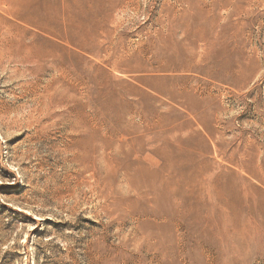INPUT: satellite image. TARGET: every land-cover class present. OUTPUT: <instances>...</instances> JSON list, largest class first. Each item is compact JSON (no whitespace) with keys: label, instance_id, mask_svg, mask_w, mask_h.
<instances>
[{"label":"rangeland","instance_id":"374dc122","mask_svg":"<svg viewBox=\"0 0 264 264\" xmlns=\"http://www.w3.org/2000/svg\"><path fill=\"white\" fill-rule=\"evenodd\" d=\"M22 1L0 0V264H264L233 255L213 225L242 213L263 230L264 191L240 189L234 159L185 155L151 125L198 129L175 101L205 85L225 153L264 171V0ZM169 59L190 67L163 71Z\"/></svg>","mask_w":264,"mask_h":264},{"label":"crops","instance_id":"0c3cea01","mask_svg":"<svg viewBox=\"0 0 264 264\" xmlns=\"http://www.w3.org/2000/svg\"><path fill=\"white\" fill-rule=\"evenodd\" d=\"M206 26L208 27L207 28L208 33H206V36H201L204 40H208V35H210L211 33L210 30L213 29L214 26L216 25L207 24ZM188 37H191L192 39H194L193 40L194 42L191 45L195 44L196 38H198V37H192V36H188ZM190 50L192 51L193 49L190 48ZM226 50L229 51V47L220 46L217 52L221 54H225V52L227 53ZM203 52L204 51H202V53ZM158 53L159 52H157L156 54ZM161 66H162L163 71H165V69H189L190 67L189 64L180 63L179 61L175 59L166 60L165 62H163ZM203 75H205V73H203ZM248 78H249V71H246L245 68L243 69L240 68L238 71V74L235 77H233L234 79L233 82H236V79H237L240 84H243L244 82L247 81ZM191 87L187 89V91L185 92L186 94H191V93L196 92L195 96L184 97V95H181L178 98L180 102L175 101V103L177 106L179 105L181 109L186 108V110L189 113H191V115H193L192 112L199 114L198 117L196 118L192 117L190 119H192V121L194 122L195 125H197L200 131L198 129H195L192 126V123L187 119H183V121L180 124H173L174 120H176L175 118H173V120L170 122L169 121L165 122L162 119H159V120H156L155 123H152V124L150 123V124L154 125V127L156 128L158 127L157 129L161 131L165 136L167 135L165 137V140L167 141V143H170L173 146V147L171 146L172 148L180 150V151H184L185 155H189L188 152L192 151L193 152L192 156L194 157L215 158L217 156V158H220V157L226 156L231 159H233L234 157V162H232L231 164L234 168L232 167V170H230L231 171L230 173L236 177V180L239 181V183L243 184V186L240 189L244 190L245 188H247L245 190L251 191L253 189V191H260V190L264 191V171H257L256 169H253V167L250 165V162L248 163L247 161H245L244 156L239 154L238 150H235L236 152L232 151L229 154L225 153L226 151L223 149V147H224V142L227 140V138H224L225 132L222 131L223 126L221 124L219 125L217 124L216 126V122H215L216 113H213L212 110H209V104L210 103L214 104L215 99L212 98V96L210 95V92H208V88L205 85L203 86V89L200 87V85H197V87L195 86L198 90H196V88L191 89ZM181 118L182 117H180V119ZM212 122L214 124H212ZM188 123L191 126L188 125ZM133 127H136V126H133ZM227 132L230 133L229 138L232 137L233 139H235L236 137L238 138V137L244 136V131L241 128H239L237 131H235L234 129H231ZM191 138H194L195 139L194 141H197L200 145L198 147L195 144L190 145L189 142ZM236 160L238 163L236 162ZM245 167H246V170H245ZM250 171L252 173V176H250L251 175ZM254 174L255 175L257 174V175L255 176ZM251 177L253 178L257 177V178H254L255 180H253ZM256 179H259V180H256ZM245 182H248V183L246 184ZM245 184L248 185V187Z\"/></svg>","mask_w":264,"mask_h":264},{"label":"bare ground","instance_id":"6f19581e","mask_svg":"<svg viewBox=\"0 0 264 264\" xmlns=\"http://www.w3.org/2000/svg\"><path fill=\"white\" fill-rule=\"evenodd\" d=\"M7 1V0H6ZM22 1V0H21ZM26 1V0H25ZM31 1H34V0H31ZM4 2V1H3ZM13 2H14V0H13ZM20 2V1H19ZM19 2H16V3H19ZM26 2H28V1H26ZM15 3V4H16ZM21 3V2H20ZM24 2L22 1V5H24L23 4ZM33 3V2H32ZM64 3V2H63ZM80 3V2H79ZM79 3H77V4H79ZM28 4H29V2H28ZM37 4V3H36ZM74 4H76V0L75 1H73V5ZM77 4H76V6H77ZM14 5V4H13ZM17 5V4H16ZM22 5H20V6H22ZM27 5V4H26ZM3 6V5H2ZM18 6H19V4H18ZM29 6V5H28ZM66 6V5H65ZM64 6V7H65ZM4 7V6H3ZM23 7V6H22ZM6 8V7H5ZM17 8V7H16ZM48 7H46V9H47ZM18 9H21V8H18ZM45 9V10H46ZM3 10V9H2ZM23 10V9H22ZM48 10V9H47ZM8 11V10H7ZM10 11H11V9L9 10V15L10 16H13V15H11L10 14ZM35 11V10H34ZM43 11V10H42ZM36 12V11H35ZM6 13V12H5ZM4 13V14H5ZM38 13V12H37ZM36 13V14H37ZM41 14V13H40ZM45 14V13H44ZM1 15V14H0ZM8 15V17L11 19V17ZM6 16V15H5ZM41 16V15H40ZM46 16V15H45ZM52 16V15H51ZM2 17H4V16H2ZM15 17V16H14ZM13 17V18H14ZM24 17V16H23ZM28 17V16H27ZM42 17V16H41ZM40 17V18H41ZM16 18V17H15ZM51 18H53V17H51ZM10 19H8V20H10ZM27 19V18H26ZM46 19V18H45ZM5 20V19H4ZM13 20V19H12ZM37 20V19H36ZM41 20V19H40ZM39 20V21H40ZM32 21V20H31ZM38 21V22H39ZM42 21V20H41ZM45 21V20H44ZM14 22V21H13ZM1 23V22H0ZM5 23H6V21H5ZM8 23V22H7ZM12 23V22H11ZM17 23V22H16ZM20 23V22H19ZM40 23V22H39ZM2 24V23H1ZM24 24H26V23H24ZM42 24V23H41ZM44 24V23H43ZM30 25H31V23H30ZM34 25V24H33ZM32 25V26H33ZM37 25H39V24H37ZM41 26V25H40ZM1 27V26H0ZM39 27V26H38ZM15 28V27H14ZM18 28V27H17ZM43 28V27H42ZM12 29V28H11ZM35 29H37V28H35ZM39 29V28H38ZM46 29V28H45ZM5 29L3 28V30H2V32L4 31ZM42 30V29H41ZM39 31V30H38ZM15 32H16V30H15ZM23 33V32H22ZM35 33V32H34ZM40 33V32H39ZM12 34V33H11ZM3 36V35H2ZM21 37V36H20ZM19 37V38H20ZM3 38H4V36H3ZM15 38L16 37H14L13 39H14V43L17 41H15ZM33 38V37H32ZM2 39V38H1ZM0 39V40H1ZM5 40H7V39H5ZM32 40V39H31ZM24 41H25V39H24ZM2 42V41H1ZM0 42V43H1ZM35 42V41H34ZM25 43V42H24ZM30 44V43H29ZM15 45V44H14ZM20 45V44H19ZM18 45V46H19ZM21 45H23V44H21ZM2 46V45H1ZM8 46V45H7ZM16 46V45H15ZM39 46V45H38ZM41 46V45H40ZM221 46V45H220ZM223 46V45H222ZM2 47H5L4 45L2 46ZM2 47H0V48H2ZM26 47V46H25ZM10 48H11V46H10ZM23 48V47H22ZM41 48V47H40ZM43 48V47H42ZM8 49V48H7ZM14 49V48H13ZM18 49V48H17ZM25 49V48H24ZM39 49V48H38ZM43 50V49H42ZM21 51V50H20ZM44 51V50H43ZM227 51V50H226ZM13 52V51H12ZM17 52V51H16ZM42 52V51H41ZM2 53V52H1ZM21 52H19V54H20ZM37 53V52H36ZM226 53V52H225ZM15 54V53H14ZM14 54H12V55H14ZM24 54H25V52H24ZM28 55H29V53H27ZM37 54H39V56H40V52L39 53H37ZM46 54V53H45ZM2 55H3V53H2ZM11 55V56H12ZM16 55H18V54H16ZM47 55V54H46ZM45 55V56H46ZM6 55H4V57H5ZM22 56V55H21ZM36 56V55H35ZM42 56V55H41ZM50 56V55H49ZM1 57V56H0ZM17 57V56H16ZM19 57V56H18ZM24 57V56H23ZM22 57V58H23ZM26 57V56H25ZM24 57V58H25ZM3 58V57H2ZM6 58V57H5ZM40 58V57H39ZM39 58H38V60H39ZM4 59V58H3ZM14 59V58H13ZM32 59V58H31ZM35 59H37L36 57H35ZM34 59V60H35ZM19 61H20V59H18ZM18 60H15V61H18ZM28 60H30V59H28ZM3 61V60H2ZM1 61V62H2ZM7 61V60H6ZM45 61V60H44ZM20 62H23V60H21ZM25 62H26V60H25ZM24 62V63H25ZM29 62V61H28ZM34 63H36V62H34ZM17 64H18V62H17ZM25 65H26V63H25ZM29 65V64H28ZM27 65V66H28ZM33 65V64H32ZM31 64H30V66H32ZM38 65H39V63H38ZM24 66V65H23ZM29 69V68H28ZM42 69H44V67L42 68ZM41 69V70H42ZM25 70H26V67H25ZM31 71H33L32 69H31ZM35 71V70H34ZM28 72H30V71H28ZM39 73V72H38ZM34 76V75H33ZM31 77H32V75H31ZM33 93V92H32ZM56 102V101H55ZM193 113V112H192ZM199 115V114H198ZM196 118V117H195ZM203 118V117H202ZM184 125H186V124H184ZM188 125H190L189 123H188ZM191 126V125H190ZM185 127V126H184ZM190 131H192V130H190ZM167 136V135H166ZM165 136V137H166ZM168 138H169V136H168ZM83 139V138H82ZM80 140V139H79ZM89 140V139H88ZM87 140V141H88ZM92 141V140H91ZM170 141V140H169ZM174 141V140H173ZM88 142H90V141H88ZM94 142V141H93ZM76 144L78 143V142H75ZM80 143V142H79ZM78 143V144H79ZM98 143V142H97ZM74 145V144H73ZM83 146V144H81L80 143V145H79V147L80 146ZM87 146V145H86ZM90 146V145H89ZM88 146V148H90ZM164 146H166L167 148L166 149H168V146L167 145H164ZM172 146V145H171ZM170 146V147H171ZM78 147V148H79ZM95 146H93L92 148H94ZM173 147V146H172ZM171 147V148H172ZM87 148V147H86ZM97 148V147H96ZM91 149V148H90ZM161 149V148H160ZM79 150H81L80 148H79ZM95 150H97V149H95L94 148V151ZM173 150V149H172ZM92 151V150H91ZM163 151H165V148H164V150ZM167 151H169V150H166L165 152H167ZM159 152V154H160V150L158 151ZM165 152L163 153V155L165 154ZM88 153V152H87ZM91 153V152H90ZM156 153V152H155ZM162 153V152H161ZM171 153V152H170ZM83 154H85V153H83ZM158 154V156H162L161 158H163V155H159ZM169 154V152L168 153H166V155H168ZM172 154V153H171ZM174 154V153H173ZM172 154V155H173ZM178 154V153H177ZM177 154L175 155V157L177 156ZM66 156V155H65ZM165 156V155H164ZM216 156V155H215ZM253 156V155H252ZM94 157V156H93ZM167 157V156H166ZM168 157H170V155L168 156ZM175 157H173V160L172 161H174V158ZM178 157V156H177ZM182 157V156H181ZM217 157V156H216ZM183 158V157H182ZM187 158L188 157H186V159H184V160H187ZM76 159V158H75ZM166 159V158H165ZM233 159H234V157H233ZM73 160V159H72ZM175 160H177V159H175ZM217 160V159H216ZM249 160H252V158L251 159H249ZM163 161H164V158H163ZM170 161V160H169ZM171 161V162H172ZM179 161V160H178ZM181 161V160H180ZM233 161V160H232ZM231 161V162H232ZM246 161V160H245ZM248 161V160H247ZM255 161V160H254ZM166 162H168V159H167V161ZM175 162V161H174ZM184 162V161H183ZM236 162H237V160H236ZM252 162V161H251ZM143 163V162H142ZM164 164H165V162H163ZM161 164V165H163L164 166V164ZM181 163V162H180ZM179 163V164H180ZM230 163V162H229ZM238 163V162H237ZM253 163V162H252ZM108 164V163H107ZM141 164V163H140ZM167 164H169V163H167ZM175 163H173V165H174ZM178 164V163H177ZM185 164V163H184ZM189 164V163H188ZM205 165H206V162L204 163ZM212 164H215V163H213L212 162ZM232 164V163H231ZM241 164V163H240ZM244 164V163H243ZM120 165V164H119ZM147 165V164H146ZM146 165H144L145 167H148V166H146ZM181 165V164H180ZM179 165V166H180ZM235 165H236V163H235ZM239 165V164H238ZM121 166V165H120ZM141 166V165H140ZM162 166V167H163ZM185 166V165H184ZM193 166V165H192ZM201 166H202V164H201ZM230 166V165H229ZM72 167V166H71ZM141 167H143V166H141ZM165 167L167 168V166L165 165ZM195 167V166H194ZM211 167H212V165H211ZM225 166H223V168H224ZM239 167V166H238ZM251 167V166H250ZM130 167H128V169H129ZM144 168V167H143ZM172 168V167H171ZM176 168V167H175ZM182 168V167H181ZM180 168V171L182 170ZM234 168V167H233ZM131 169V168H130ZM174 169V168H173ZM189 169V168H188ZM191 169H193V168H190V170ZM199 168H197V170H198ZM202 169V168H201ZM212 169V168H211ZM140 170V169H139ZM143 170V169H142ZM146 169H144V171H145ZM150 170V169H149ZM155 170V169H154ZM159 170H161V168L159 169ZM165 170V169H164ZM172 170V169H171ZM171 170H169V171H171ZM178 170V169H177ZM187 170V169H186ZM185 170V171H186ZM189 170V171H190ZM196 170V171H197ZM214 170V169H213ZM212 170V171H213ZM225 170H226V168H225ZM236 170H237V168H236ZM245 170H246V167H245ZM114 171H116V170H114ZM114 171H113V173H114ZM166 171V170H165ZM164 171V172H165ZM174 171H176V170H174ZM179 171V172H180ZM188 171V172H189ZM192 171V170H191ZM190 171V172H191ZM194 171V170H193ZM199 171V170H198ZM205 171V170H204ZM207 171V170H206ZM205 171V172H206ZM209 171V170H208ZM132 171H130L129 173H131ZM140 172H142V171H140ZM148 172H150V171H148ZM152 172V171H151ZM156 172H159V171H157L156 170ZM177 172V171H176ZM182 172V171H181ZM195 172V171H194ZM193 172V173H194ZM231 172V171H230ZM234 172H236V171H234ZM242 172V171H241ZM246 172V171H245ZM247 172H248V170H247ZM145 173L147 174V172L145 171ZM145 173L143 174V172L141 173V175H142V177H143V175L144 176H148V175H145ZM155 173V172H154ZM167 173V172H166ZM183 173H185V172H183ZM204 173V172H203ZM213 173V172H212ZM227 173V172H226ZM134 174V173H133ZM132 174V175H133ZM135 174H138V173H136L135 172ZM156 174V173H155ZM154 174V175H155ZM159 174V173H158ZM182 174V173H181ZM187 174V173H186ZM197 175L199 174V173H196ZM219 174V173H218ZM243 174H244V172H243ZM247 174V173H246ZM250 176H252V173H251V171H250ZM168 175V174H167ZM171 175H174V174H171ZM176 175V174H175ZM194 175V174H193ZM203 175V174H202ZM226 175V174H225ZM255 175V174H254ZM253 175V176H254ZM257 175V174H256ZM255 175V176H256ZM157 176V175H156ZM168 176H170V175H168ZM178 176H180V175H178ZM188 176V175H187ZM192 176V175H191ZM196 176V175H195ZM232 176V175H231ZM234 176V175H233ZM141 177V178H142ZM149 177V176H148ZM164 177V176H163ZM192 177H194V176H192ZM199 177H203V176H200L199 175ZM205 177V176H204ZM203 177V178H204ZM248 177V176H247ZM260 177V176H259ZM68 178H69V176H68ZM147 178V177H146ZM154 178H155V176H154ZM159 178V177H158ZM181 178V177H180ZM185 178V177H184ZM183 178V179H184ZM196 178H197V176H196ZM219 178H220V176H219ZM219 178H218V180H219ZM253 180H255L254 178H257V177H251ZM251 178H249V179H251ZM193 179V178H192ZM216 179V178H215ZM245 179V178H244ZM260 179V178H259ZM259 179H256V180H259ZM136 180V182H137V179H135ZM139 180V179H138ZM148 180V179H147ZM149 180H151L150 179V177H149ZM148 180V181H149ZM157 180V179H156ZM182 180V179H181ZM190 180V179H189ZM197 180V179H196ZM199 180H200V178H199ZM204 180H205V178H204ZM226 180H227V178H226ZM230 180V179H229ZM159 182H160V180H158ZM179 181V180H178ZM191 181V180H190ZM213 181V180H212ZM252 181V180H251ZM138 182H140V181H138ZM176 182V181H175ZM175 182H174V184H175ZM185 182V184H186V180L184 181ZM193 182L195 183V181H192V182H189V183H191V184H193ZM198 182V181H197ZM214 182V181H213ZM218 182V181H217ZM223 182V181H222ZM227 182V181H226ZM257 182V181H256ZM258 182H260V181H258ZM146 183V182H145ZM179 183H182V182H179ZM178 183V184H179ZM230 183V182H229ZM244 183V182H243ZM246 184L248 183V182H245ZM131 184H133V183H131ZM142 184H144V183H142ZM147 184V183H146ZM145 184V185H146ZM152 184V183H151ZM162 184V183H161ZM165 184V183H164ZM163 184V186L162 187H166L167 185H170V184H167L166 186ZM184 184V183H183ZM183 184H182V188H180V189H183L182 191H186V190H184V188L185 187H187V186H185L184 188H183ZM213 184V183H212ZM224 184V183H223ZM245 184V185H246ZM254 184V183H253ZM252 184V185H253ZM148 185H150V184H148ZM181 185V184H180ZM186 185H188V184H186ZM194 185V184H193ZM198 185V184H197ZM196 185V186H197ZM215 185V184H214ZM213 185V186H214ZM217 185H218V183H217ZM220 186L219 187H217L216 189L218 190V188H222V185L221 184H219ZM259 185V184H258ZM174 186H176V185H174ZM173 186V187H174ZM189 186V185H188ZM191 186V185H190ZM229 186V185H228ZM234 186V185H233ZM241 186H243V184L241 185ZM247 187H248V185H246ZM263 186V185H262ZM261 186V187H262ZM161 187V188H162ZM167 187H169V186H167ZM172 187V186H171ZM171 187H169L170 189H171ZM173 187H172V189H173ZM227 186H226V183H225V188H226ZM240 187V186H239ZM250 187V186H249ZM144 188V187H143ZM152 188V187H151ZM188 188V187H187ZM186 188V189H187ZM191 188H193L192 186H191ZM195 188V190H196V187H194ZM198 188V187H197ZM200 188V187H199ZM204 188V187H203ZM215 188V187H214ZM232 188V187H231ZM237 188V187H236ZM241 188V187H240ZM245 188V187H244ZM118 189V188H117ZM145 189V188H144ZM180 189L178 188V190L180 191ZM223 189V188H222ZM238 189V188H237ZM245 189H247V188H245ZM243 190V191H247V190ZM249 189H251V188H249ZM258 189H260V188H258ZM257 189V190H258ZM57 190V189H56ZM70 190V189H69ZM141 190V189H140ZM139 190V191H140ZM164 190V189H163ZM165 190H167V189H165ZM175 190H177V189H175ZM188 190H190L189 188H188ZM192 190V189H191ZM194 190V189H193ZM202 190V189H201ZM215 190V189H214ZM226 190H228V189H226ZM226 190H224V192L226 191ZM231 190V189H230ZM253 190V189H252ZM251 190V191H252ZM255 190V189H254ZM138 191V192H139ZM178 191V192H179ZM220 191V190H219ZM242 191V192H243ZM261 192H262V190H260ZM55 192V191H54ZM57 192V191H56ZM76 192V191H75ZM120 192V191H119ZM142 192V191H141ZM165 192V191H164ZM167 192H169V190L167 191ZM194 192V191H193ZM196 192H198V190L196 191ZM200 192H202V191H200ZM199 192V193H200ZM213 192V191H212ZM223 191H221V193H222ZM228 192V191H227ZM248 192V191H247ZM253 192V191H252ZM60 193V192H59ZM146 193V192H145ZM162 193V192H161ZM177 193V192H176ZM189 193H190V191H189ZM192 193V192H191ZM226 193V192H225ZM239 193V192H238ZM178 194V193H177ZM183 194H184V192H183ZM214 194H216V191H215V193ZM223 194V193H222ZM233 194V193H232ZM248 194H250V193H248ZM252 194V193H251ZM254 194H258V192H254ZM55 195V194H54ZM178 195H180V194H178ZM178 195H176L175 197H177ZM194 195H195V193H194ZM193 195V196H194ZM201 195V194H200ZM199 195V196H200ZM216 195H218V194H216ZM165 196V195H164ZM222 196V195H221ZM226 196V195H225ZM225 196H223V198L225 197ZM234 196V195H233ZM247 196V195H246ZM55 197V196H54ZM168 197V196H167ZM197 197H198V195H197ZM228 197V196H227ZM240 197V196H239ZM251 197V196H250ZM57 198V197H56ZM162 198H163V196H162ZM174 198V197H173ZM172 198V199H173ZM181 198V197H180ZM211 198V197H210ZM215 198H216V196H215ZM230 198H231V196H230ZM235 198V197H234ZM236 198H238L237 196H236ZM245 198H247V197H245ZM164 199V198H163ZM171 199V200H172ZM226 199H228V198H226ZM225 199V200H226ZM253 199H254V197H253ZM262 199H264V198H262ZM57 200H58V198H57ZM149 200V199H148ZM153 200V199H152ZM218 200V199H217ZM225 200H224V202H225ZM236 200V199H235ZM240 200V199H239ZM243 200V199H242ZM241 200V201H242ZM179 201V200H178ZM177 201V202H178ZM227 201V200H226ZM238 201V200H237ZM249 201V200H248ZM247 201V202H248ZM223 202V201H222ZM222 202H221V204H222ZM228 202V201H227ZM155 203V202H154ZM173 203V202H172ZM213 203V202H212ZM212 203H209V204H212ZM220 202L218 201V204H219ZM228 203H230V202H228ZM227 203V204H228ZM159 204H160V202H159ZM164 204H166V203H164ZM168 204V203H167ZM223 204H225V203H223ZM237 204H238V202H237ZM244 204V203H243ZM243 204H241V205H243ZM246 204V203H245ZM259 204V203H258ZM156 205V204H155ZM213 205V204H212ZM229 205L230 206H232L231 205V203L230 204H228V207H229ZM240 205V206H241ZM247 205V204H246ZM249 205V204H248ZM251 205H252V203H251ZM250 205V206H251ZM161 206V205H160ZM224 206V205H223ZM239 206V205H238ZM244 206V205H243ZM242 206V207H243ZM249 206V207H250ZM260 206V205H259ZM264 206V205H263ZM166 207V206H165ZM233 207H234V205H233ZM232 207V208H233ZM240 208V207H237L238 209L240 208V209H243V208ZM246 207V206H245ZM168 208V207H167ZM256 208V207H255ZM162 209V208H161ZM165 209V208H164ZM172 209V208H171ZM175 209V208H174ZM234 209V208H233ZM247 209V208H246ZM249 209V208H248ZM251 210L253 209L252 207L250 208ZM163 210V209H162ZM166 210H169V209H166ZM176 210V209H175ZM169 211H172V210H169ZM227 211H229L228 209H227ZM234 211H235V209H234ZM234 211H232V212H234ZM247 211V210H246ZM250 211V210H249ZM255 211H256V209H255ZM257 211H258V209H257ZM256 211V212H257ZM261 211V210H260ZM166 212V214H167V211H165ZM164 212V213H165ZM230 212H231V209H230ZM239 212H240V210H239ZM239 212H237V213H239ZM253 212H254V210H253ZM259 212V211H258ZM262 212V211H261ZM264 212V211H263ZM160 213H161V211H160ZM172 213H174V214H176L175 212H172ZM232 214V213H231ZM230 214V215H231ZM234 214V213H233ZM251 214V213H250ZM165 215V214H164ZM163 215V216H164ZM167 215H169V214H167ZM228 215V216H227ZM229 214H226L225 212H220L217 216H216V219H214L213 221V225H214V229H215V231L218 233V234H220L223 238H225L231 245H230V251L233 253V255H235L236 257H238V256H243V259L245 260V259H247V258H249L250 256H255V255H257L258 257H262V258H264V235H263V230H264V228H263V230H262V227L261 226H254V225H252L253 224V222L250 220V219H248V218H244L243 216H244V214H242V213H240L239 214V217H237V216H235L234 218H232L231 216H230ZM236 215H238V214H236ZM247 215H248V213H247ZM261 215V214H260ZM157 216H159V215H157ZM162 216V217H163ZM256 216H258V214L256 215ZM263 216V215H262ZM167 217V216H166ZM165 217V218H166ZM255 217V216H254ZM253 217V218H254ZM264 217V216H263ZM253 218H251V219H253ZM259 218V217H258ZM262 218V217H261ZM260 219V218H259ZM173 220V219H172ZM263 220V219H262ZM253 221H256L255 219L253 220ZM259 221V220H258ZM261 221H259L258 223H260ZM261 225V224H260ZM254 226V227H253Z\"/></svg>","mask_w":264,"mask_h":264}]
</instances>
